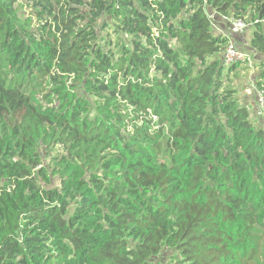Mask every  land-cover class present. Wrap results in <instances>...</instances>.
<instances>
[{
  "label": "trees",
  "instance_id": "trees-1",
  "mask_svg": "<svg viewBox=\"0 0 264 264\" xmlns=\"http://www.w3.org/2000/svg\"><path fill=\"white\" fill-rule=\"evenodd\" d=\"M213 16L264 100V0H0V264H264V107Z\"/></svg>",
  "mask_w": 264,
  "mask_h": 264
},
{
  "label": "rangeland",
  "instance_id": "rangeland-1",
  "mask_svg": "<svg viewBox=\"0 0 264 264\" xmlns=\"http://www.w3.org/2000/svg\"><path fill=\"white\" fill-rule=\"evenodd\" d=\"M25 13H29V9L25 8L24 9ZM211 22H212V29L216 30V34H224L230 37V39L234 42L235 46L240 49L243 50L244 52H246L247 54L251 53V51L249 50V40H247L248 45L246 46L247 48H244L245 46L241 45V43L239 42V40L245 39L246 40V36H251V25L246 23L245 21H240L243 23L244 26V30H250L249 32H242L240 35H236L235 37H231L229 34L230 31V25L234 22H227L224 19H220L217 18L215 16H213L211 18ZM219 27H221L222 29H220ZM216 28H219V31H222V33H220L219 31H217ZM253 55V54H250ZM257 62V63H255ZM261 61H255L253 60L252 63L249 64H241L240 66V70L231 73L228 78H229V82L230 85L232 87H234L238 93L239 98H245V103H250L251 102V96L252 93H255V85L254 82L255 81H259V79L261 78V72H262V68H261ZM242 68V69H241ZM228 81H226V84H229ZM257 93H255L256 95ZM258 98V94L256 95ZM38 101H41V96L37 97ZM43 102V101H42ZM44 104V103H43ZM261 113H258V116H256L257 118H263V115L260 116ZM260 116V117H259ZM57 146V144L55 145ZM61 153V149L59 150L57 147H44L41 152H40V160H42L43 162H45V164H50L52 159H56V157L59 156V154ZM36 171V170H35ZM34 171V172H35ZM41 180V178H40ZM54 185L56 184V181H53Z\"/></svg>",
  "mask_w": 264,
  "mask_h": 264
},
{
  "label": "built area",
  "instance_id": "built-area-1",
  "mask_svg": "<svg viewBox=\"0 0 264 264\" xmlns=\"http://www.w3.org/2000/svg\"><path fill=\"white\" fill-rule=\"evenodd\" d=\"M225 21L232 22L233 20H229V21L225 20ZM243 31H244V26H243V23L240 21H234L230 25L229 32L231 34L238 35V34H241ZM222 37L224 39H227V44L223 51V57H222V64L225 68L227 69L231 68L232 66L236 64H249L250 65V63H252V61L254 60V55H250V53L247 54L246 52L238 49L229 36L223 34ZM257 102L261 110V108L264 107V100L260 95H258ZM171 264H178V263L175 261H172Z\"/></svg>",
  "mask_w": 264,
  "mask_h": 264
},
{
  "label": "crops",
  "instance_id": "crops-1",
  "mask_svg": "<svg viewBox=\"0 0 264 264\" xmlns=\"http://www.w3.org/2000/svg\"><path fill=\"white\" fill-rule=\"evenodd\" d=\"M220 29H222L221 27H219ZM219 28H216L217 29V31H219L220 29ZM250 30H248V28H247V30H244V32H249ZM214 32L216 33V30H214ZM220 33H222V31H219ZM217 35H219V34H217ZM229 35V34H228ZM238 35H240V34H238ZM219 36H223V34H221V35H219ZM251 40V36L249 37V36H246V40L245 39H242V40H239V42L241 43V45H243V46H245L244 48H247L246 46L248 45V42H247V40ZM249 40V41H250ZM243 51V50H242ZM258 57L256 56V55H254V60H256ZM257 95V94H256ZM255 95V93L253 92L252 93V96H251V102L249 103L250 104V106H252V107H254V112H255V104L256 103H258L257 102V96ZM256 109H257V107H256Z\"/></svg>",
  "mask_w": 264,
  "mask_h": 264
},
{
  "label": "water",
  "instance_id": "water-1",
  "mask_svg": "<svg viewBox=\"0 0 264 264\" xmlns=\"http://www.w3.org/2000/svg\"><path fill=\"white\" fill-rule=\"evenodd\" d=\"M229 34L231 35V37H235L236 36L235 34H231L230 32H229Z\"/></svg>",
  "mask_w": 264,
  "mask_h": 264
}]
</instances>
